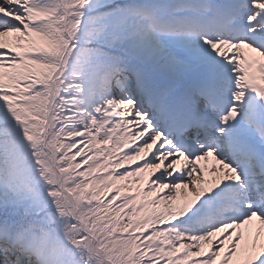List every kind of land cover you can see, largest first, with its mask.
Wrapping results in <instances>:
<instances>
[{
	"label": "snow or ice",
	"instance_id": "6c2138e0",
	"mask_svg": "<svg viewBox=\"0 0 264 264\" xmlns=\"http://www.w3.org/2000/svg\"><path fill=\"white\" fill-rule=\"evenodd\" d=\"M0 264H264V0H0Z\"/></svg>",
	"mask_w": 264,
	"mask_h": 264
}]
</instances>
